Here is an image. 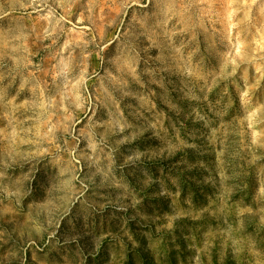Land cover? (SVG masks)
Wrapping results in <instances>:
<instances>
[{
  "label": "rangeland",
  "instance_id": "rangeland-1",
  "mask_svg": "<svg viewBox=\"0 0 264 264\" xmlns=\"http://www.w3.org/2000/svg\"><path fill=\"white\" fill-rule=\"evenodd\" d=\"M0 264H264V0H0Z\"/></svg>",
  "mask_w": 264,
  "mask_h": 264
}]
</instances>
